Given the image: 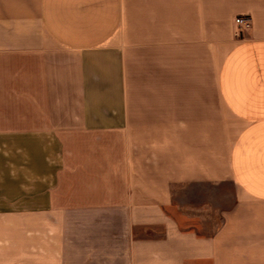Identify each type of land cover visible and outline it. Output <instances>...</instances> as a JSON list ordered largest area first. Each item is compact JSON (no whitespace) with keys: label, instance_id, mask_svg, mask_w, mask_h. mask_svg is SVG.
<instances>
[{"label":"crops","instance_id":"0c3cea01","mask_svg":"<svg viewBox=\"0 0 264 264\" xmlns=\"http://www.w3.org/2000/svg\"><path fill=\"white\" fill-rule=\"evenodd\" d=\"M29 182L0 264H264V0H0V184Z\"/></svg>","mask_w":264,"mask_h":264},{"label":"rangeland","instance_id":"374dc122","mask_svg":"<svg viewBox=\"0 0 264 264\" xmlns=\"http://www.w3.org/2000/svg\"><path fill=\"white\" fill-rule=\"evenodd\" d=\"M18 185L26 186L24 203L18 204V208L26 210L35 209L39 204L34 201V195L40 193L39 182L29 183H15V184H0V213L6 212L5 197L15 198L18 196ZM10 262L9 260V245H8V231H7V217L1 215L0 217V263Z\"/></svg>","mask_w":264,"mask_h":264},{"label":"built area","instance_id":"2783aa9c","mask_svg":"<svg viewBox=\"0 0 264 264\" xmlns=\"http://www.w3.org/2000/svg\"><path fill=\"white\" fill-rule=\"evenodd\" d=\"M236 25L238 26V28H242L243 26L247 25L248 23V19L245 17H237L235 20Z\"/></svg>","mask_w":264,"mask_h":264}]
</instances>
